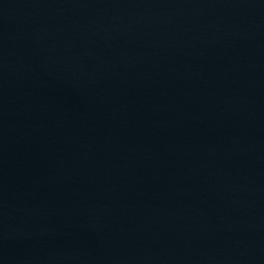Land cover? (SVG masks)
Instances as JSON below:
<instances>
[{
    "label": "water",
    "instance_id": "obj_1",
    "mask_svg": "<svg viewBox=\"0 0 264 264\" xmlns=\"http://www.w3.org/2000/svg\"><path fill=\"white\" fill-rule=\"evenodd\" d=\"M0 264H264V0H0Z\"/></svg>",
    "mask_w": 264,
    "mask_h": 264
}]
</instances>
